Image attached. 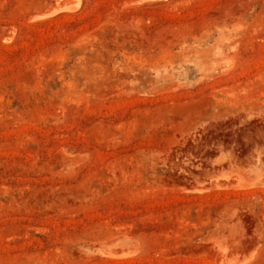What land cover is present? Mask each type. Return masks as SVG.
I'll return each mask as SVG.
<instances>
[{"label": "rangeland", "instance_id": "374dc122", "mask_svg": "<svg viewBox=\"0 0 264 264\" xmlns=\"http://www.w3.org/2000/svg\"><path fill=\"white\" fill-rule=\"evenodd\" d=\"M134 3L0 0V264H264V0Z\"/></svg>", "mask_w": 264, "mask_h": 264}, {"label": "bare ground", "instance_id": "6f19581e", "mask_svg": "<svg viewBox=\"0 0 264 264\" xmlns=\"http://www.w3.org/2000/svg\"><path fill=\"white\" fill-rule=\"evenodd\" d=\"M152 1H163V0H136V3L137 5L138 4H143V3H147V2H152ZM58 2V1H57ZM67 3V2H65ZM134 3V4H136ZM77 9V5H59V4H56L55 7H52V9L46 11L45 13H41L39 15H36L33 17V19H44V18H47V17H50V16H53L59 12H69V13H72L73 11H75ZM6 43V42H5Z\"/></svg>", "mask_w": 264, "mask_h": 264}]
</instances>
